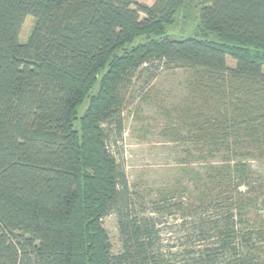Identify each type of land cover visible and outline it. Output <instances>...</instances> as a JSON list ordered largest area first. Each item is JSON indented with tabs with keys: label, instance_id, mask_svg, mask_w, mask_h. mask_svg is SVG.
Returning a JSON list of instances; mask_svg holds the SVG:
<instances>
[{
	"label": "trees",
	"instance_id": "obj_1",
	"mask_svg": "<svg viewBox=\"0 0 264 264\" xmlns=\"http://www.w3.org/2000/svg\"><path fill=\"white\" fill-rule=\"evenodd\" d=\"M176 72L179 175L139 193L113 146ZM0 264H264V0H0Z\"/></svg>",
	"mask_w": 264,
	"mask_h": 264
},
{
	"label": "rangeland",
	"instance_id": "obj_2",
	"mask_svg": "<svg viewBox=\"0 0 264 264\" xmlns=\"http://www.w3.org/2000/svg\"><path fill=\"white\" fill-rule=\"evenodd\" d=\"M157 1L137 0L138 3L148 6H153ZM33 27L34 19L29 17L19 36L21 44L27 41ZM171 38H177V36L172 35ZM228 65L233 68L235 62L228 59ZM185 78L184 72L160 74L146 89L148 91L141 93L139 90V94H135L136 101L123 114L125 133L117 147L113 146V151L120 161L125 162L129 182L139 193H145L149 188H161L162 185L167 182L171 183L179 175L175 166L181 160L182 147L171 142V137L165 136L164 131L174 122L175 115L172 110L183 94L181 85ZM146 93L148 94L147 100H142ZM103 226L109 235L112 254L121 253L122 244L116 215L111 214L106 217ZM168 228H173L175 234L178 230L176 226ZM168 232L166 230L163 233L164 246L176 245L174 241L176 235Z\"/></svg>",
	"mask_w": 264,
	"mask_h": 264
}]
</instances>
